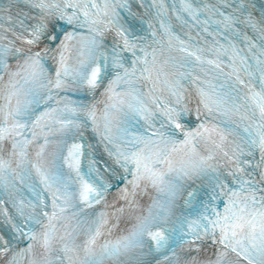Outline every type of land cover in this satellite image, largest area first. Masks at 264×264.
Here are the masks:
<instances>
[{
	"label": "snow or ice",
	"instance_id": "snow-or-ice-1",
	"mask_svg": "<svg viewBox=\"0 0 264 264\" xmlns=\"http://www.w3.org/2000/svg\"><path fill=\"white\" fill-rule=\"evenodd\" d=\"M0 264H264V0H0Z\"/></svg>",
	"mask_w": 264,
	"mask_h": 264
}]
</instances>
